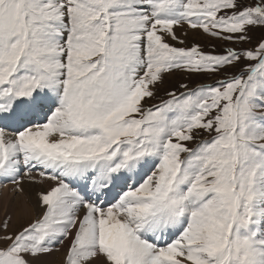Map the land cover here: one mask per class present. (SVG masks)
I'll list each match as a JSON object with an SVG mask.
<instances>
[{
    "label": "snow or ice",
    "instance_id": "snow-or-ice-1",
    "mask_svg": "<svg viewBox=\"0 0 264 264\" xmlns=\"http://www.w3.org/2000/svg\"><path fill=\"white\" fill-rule=\"evenodd\" d=\"M0 211V264H264V0H0Z\"/></svg>",
    "mask_w": 264,
    "mask_h": 264
},
{
    "label": "rangeland",
    "instance_id": "rangeland-1",
    "mask_svg": "<svg viewBox=\"0 0 264 264\" xmlns=\"http://www.w3.org/2000/svg\"><path fill=\"white\" fill-rule=\"evenodd\" d=\"M178 34H182V33H179L178 32ZM193 39H194V34H192L191 32L189 33V36H188V41L191 43L192 41H193ZM195 39H196V42H199V43H201L202 45H205V46H207L208 48H210V46L212 45V44H217L218 42L217 41H210V40H208L207 38H203V37H200V36H196L195 37ZM187 78L186 77H184L182 74H175V75H173V76H171V77H167L166 78V83H165V85L163 86V88H168V87H170V86H172V85H175V84H177L178 82H180L181 80H186ZM198 82V81H197ZM207 82H211V79L209 78V79H207ZM163 88L161 89V91H160V95H162L163 94ZM154 102H156V101H148V103L149 104H151V103H154ZM59 255L60 254H56L55 255V257H56V259H55V261H59Z\"/></svg>",
    "mask_w": 264,
    "mask_h": 264
},
{
    "label": "bare ground",
    "instance_id": "bare-ground-1",
    "mask_svg": "<svg viewBox=\"0 0 264 264\" xmlns=\"http://www.w3.org/2000/svg\"><path fill=\"white\" fill-rule=\"evenodd\" d=\"M4 191H5V193L7 192V190H4ZM0 214H2V211H0ZM53 259L55 260L56 257L54 256Z\"/></svg>",
    "mask_w": 264,
    "mask_h": 264
}]
</instances>
